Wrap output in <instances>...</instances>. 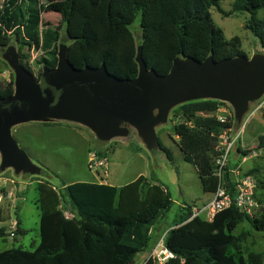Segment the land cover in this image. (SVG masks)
Returning a JSON list of instances; mask_svg holds the SVG:
<instances>
[{
    "label": "trees",
    "instance_id": "1",
    "mask_svg": "<svg viewBox=\"0 0 264 264\" xmlns=\"http://www.w3.org/2000/svg\"><path fill=\"white\" fill-rule=\"evenodd\" d=\"M221 1L102 0L90 11L86 0H64L59 12L71 40L67 60L79 69L104 66L113 75L133 79L139 73V56L161 75L169 73L179 57L198 62L212 57L218 63L247 56L241 37L227 38L214 21L211 8L220 9ZM49 3L51 0H4L0 8V44L15 40L22 59L27 56L21 53L26 46L41 50L39 63L55 68L60 60L61 27L44 20ZM262 9L264 0H233V11L250 13L246 27L264 47V17H259ZM138 17L142 31L139 48L131 30ZM25 68L32 73L29 66ZM14 84V79L0 81V97L12 96ZM223 103L200 99L176 109V115L183 117L174 127L177 143L184 159L196 166L205 192L213 193L218 188L214 169L219 134L235 126L233 118L222 121L216 115ZM158 142L170 155L169 148L160 139ZM261 148L264 134L259 135L256 147L239 149L246 156ZM96 153L104 156L107 152ZM246 175L255 177V195L261 204L257 214L250 215L232 203L212 219L205 215L190 219L193 206L180 204L165 233V245L175 256L164 264H264L261 253H246L243 248L251 230L243 228L234 233L246 221L252 229L264 231V168L254 166ZM226 187L235 195L233 182L228 181ZM36 190L40 242L34 249L18 246L0 251V264H134L139 252L155 246L160 236L154 230L174 206L164 184L151 182L144 175L121 187L90 181L57 187L40 180ZM64 199L66 204H62ZM65 206L71 216L66 214ZM9 215L10 210H0V218ZM5 235V227L0 228V237ZM145 264L153 261L149 259Z\"/></svg>",
    "mask_w": 264,
    "mask_h": 264
},
{
    "label": "rangeland",
    "instance_id": "2",
    "mask_svg": "<svg viewBox=\"0 0 264 264\" xmlns=\"http://www.w3.org/2000/svg\"><path fill=\"white\" fill-rule=\"evenodd\" d=\"M101 1L86 0L90 11L95 10ZM3 2L4 0H0V8ZM63 2L64 0H51L43 12L44 20L61 27L58 42L59 58H64L71 42L59 12ZM211 11L216 25L223 29L227 38L235 35L241 37L247 62L244 58L235 57L219 64H213L208 60L202 65L191 63L190 66H186L187 59L179 57L178 61L183 67L179 79L187 84L198 81L193 87L199 92L204 91L202 87L205 85L225 93L227 90L233 92L235 88H239L245 94H255L256 90L262 94L253 102L249 101L244 109H238L237 104L229 99L223 100V97L216 98L210 95L203 98L194 95L172 105L165 114L159 108H152L150 111H142L135 120L118 116L112 125L105 124L101 128H94L87 122L71 116L52 115L14 124L11 127V134L33 165L26 167L20 164L3 168V155L0 150V173L15 181L10 187L12 195L19 198L17 201L19 207L14 212L18 214L20 220L14 237L9 233L0 237V251L18 246L34 249L39 244L40 218L35 199L36 186L40 180L49 181L57 187L76 181H101L121 186L140 175H144L151 182L159 181L170 191L174 200L173 208L154 230L160 237L167 232L180 204L186 202L192 206L203 207L213 198L212 192L204 191L196 166L184 159L177 143L174 127L183 120V117L180 114L176 115V109L189 101L208 98L221 100L224 102L221 105L224 111L217 113L227 115V119L233 118L235 128L243 127L239 143L248 145L247 149L251 148L249 146L257 145L259 135L264 134V47L258 36L246 27L250 13L233 11V0H222L220 9L213 6ZM259 17H264V9L259 11ZM131 30L139 48L142 40L139 17L131 24ZM21 53L27 56L22 59L15 40L8 45L0 44V81L6 83L14 79L15 89L17 77L24 78L29 72L25 65L31 68V77L37 82L40 81L45 69L44 65L39 63L41 50L26 46ZM190 87L191 84L187 86L188 89ZM208 87L205 89L211 92V88ZM261 102L262 104L257 106ZM159 139L169 148L170 155L160 148ZM97 151L107 152L104 156L108 160L107 166H102L98 170L90 165L91 156ZM230 159L235 161L231 154ZM242 166L243 170L249 166L264 168V155L248 157L242 162ZM5 168L7 169L2 171ZM21 192L24 193V197ZM66 203L64 199L62 204ZM64 208L66 211L69 207ZM67 212L66 214L71 216ZM243 228L251 230L250 236L243 243L246 253L259 252L264 259V231L252 229L246 221L239 224L234 233H240ZM149 251L139 252L134 258L135 263L141 264Z\"/></svg>",
    "mask_w": 264,
    "mask_h": 264
},
{
    "label": "water",
    "instance_id": "3",
    "mask_svg": "<svg viewBox=\"0 0 264 264\" xmlns=\"http://www.w3.org/2000/svg\"><path fill=\"white\" fill-rule=\"evenodd\" d=\"M240 58L246 60V56ZM186 59V66L191 63L202 65L208 60L213 64L232 60L215 63L212 57L202 62L190 57ZM138 61L139 73L133 79L113 75L104 66L76 68L69 63L66 55L60 58L57 67L45 68L38 82L29 72L24 78L17 77L14 94L0 97L2 167L33 165L11 134V127L23 121L51 115L71 116L94 128H101L105 124L112 125L118 116L135 120L142 111L152 108H159L165 114L172 105L194 95L223 97V100L229 99L237 104L238 109H244L249 101L262 94L258 90L254 91L256 95L245 94L239 88L225 93L205 85L202 87L204 91L199 92L193 87L198 81L190 83L193 87L190 90L191 87L187 88L190 84L179 79L183 67L178 58L170 72L164 75L158 74L154 68H148L140 56ZM206 87L212 91L208 92ZM226 177L230 181L229 172Z\"/></svg>",
    "mask_w": 264,
    "mask_h": 264
},
{
    "label": "built area",
    "instance_id": "4",
    "mask_svg": "<svg viewBox=\"0 0 264 264\" xmlns=\"http://www.w3.org/2000/svg\"><path fill=\"white\" fill-rule=\"evenodd\" d=\"M222 121L228 120L226 116L218 117ZM243 134V127L234 130V127L226 129L219 134V144L217 150L219 151L215 159L214 174L218 178V188L213 192V198L205 203L203 207L193 206V213L190 219L198 215H205L208 219H212L216 212L229 207L235 203L240 209L250 215L257 214L261 204L255 195V177L252 175H244L240 168L236 167L232 170L228 169L230 154L232 149L236 146L238 139ZM91 167L97 170L107 166L108 160L106 156L98 157L96 153L91 156ZM231 172L230 181L235 184L236 192L232 195L226 185L228 183L226 173ZM14 183L11 178L6 177L0 173V210H10V215L6 219L0 218V228L5 227V232L9 233L11 237L16 235L19 227V219L17 213V197L12 195L10 184ZM175 256L165 245V233L157 240L155 246L149 251L147 257L141 264H145L149 259L153 264H164L170 258ZM137 264V263H134Z\"/></svg>",
    "mask_w": 264,
    "mask_h": 264
},
{
    "label": "crops",
    "instance_id": "5",
    "mask_svg": "<svg viewBox=\"0 0 264 264\" xmlns=\"http://www.w3.org/2000/svg\"><path fill=\"white\" fill-rule=\"evenodd\" d=\"M254 101V100H253ZM252 101V102H253ZM262 104V102L261 103H259V104H257V106H260ZM218 111H224V109L222 108V107H220L219 108V110ZM217 111V112H218ZM216 112V115L218 116V117H220V116H222V115H225V114H222V115H220V113H217ZM263 115H264V112H263ZM225 116H227V115H225ZM234 128H235V126H234ZM235 129H238V127H236ZM240 139V138H239ZM239 139H238V141H237V144H236V146L232 149V151H231V156H233V158L235 159V161L233 162V161H231V159H230V161H229V169L230 170H232L233 168H236V167H238V168H240V170H241V172L244 174V175H246V172L248 171V170H250L251 168H252V166H249V167H246L245 168V170H243L241 167H243L242 166V162L243 161H245L248 157H254V156H258V155H264V151H263V149L264 148H261V149H257V150H254L252 153H250V154H248V155H243L242 153H241V151H240V149L239 148H241V149H245V148H247L248 147V145H242L241 143H239ZM247 146V147H246ZM257 145H255V146H249V147H251V148H254V147H256ZM7 168H5V169H3L2 171H5ZM101 182V181H100ZM105 183H107V182H105ZM122 186V185H121ZM121 186H119L118 185V187H121ZM22 197H24V196H22ZM20 205V204H19ZM21 223V222H20ZM158 234L160 233V230L157 232ZM149 251V250H148ZM148 251H147V253H148ZM147 257V256H146ZM145 257V258H146Z\"/></svg>",
    "mask_w": 264,
    "mask_h": 264
}]
</instances>
